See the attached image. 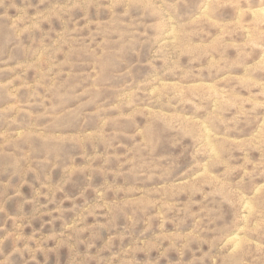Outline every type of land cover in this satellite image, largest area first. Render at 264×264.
I'll return each instance as SVG.
<instances>
[{"label": "rangeland", "instance_id": "374dc122", "mask_svg": "<svg viewBox=\"0 0 264 264\" xmlns=\"http://www.w3.org/2000/svg\"><path fill=\"white\" fill-rule=\"evenodd\" d=\"M0 264H264V0H0Z\"/></svg>", "mask_w": 264, "mask_h": 264}]
</instances>
